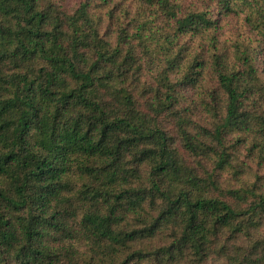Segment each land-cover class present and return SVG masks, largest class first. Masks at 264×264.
Wrapping results in <instances>:
<instances>
[{
    "label": "trees",
    "instance_id": "1",
    "mask_svg": "<svg viewBox=\"0 0 264 264\" xmlns=\"http://www.w3.org/2000/svg\"><path fill=\"white\" fill-rule=\"evenodd\" d=\"M66 1L0 0V264H264V0Z\"/></svg>",
    "mask_w": 264,
    "mask_h": 264
},
{
    "label": "rangeland",
    "instance_id": "2",
    "mask_svg": "<svg viewBox=\"0 0 264 264\" xmlns=\"http://www.w3.org/2000/svg\"><path fill=\"white\" fill-rule=\"evenodd\" d=\"M80 0H67L66 4L69 7L77 6ZM222 28L221 32L226 34L227 32H232L237 28L236 19H234L232 16H226V18L222 22Z\"/></svg>",
    "mask_w": 264,
    "mask_h": 264
}]
</instances>
